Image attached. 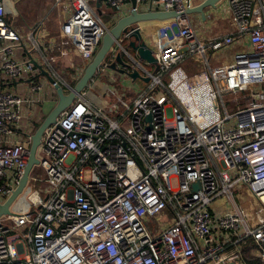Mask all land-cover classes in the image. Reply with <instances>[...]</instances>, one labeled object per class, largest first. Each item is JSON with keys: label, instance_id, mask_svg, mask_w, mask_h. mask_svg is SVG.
<instances>
[{"label": "built area", "instance_id": "2783aa9c", "mask_svg": "<svg viewBox=\"0 0 264 264\" xmlns=\"http://www.w3.org/2000/svg\"><path fill=\"white\" fill-rule=\"evenodd\" d=\"M9 1L0 0L1 200L19 184L29 159L32 134L17 137L23 106L41 102L44 88L24 39L41 49L39 34L52 21L62 42L88 62L111 27L102 6L114 13L128 9L124 15L196 5L54 0L24 35L9 18ZM227 3L231 28L208 39L189 15L152 29L154 70L124 45L134 29L121 34L98 69L124 52L128 69L150 78L147 86L110 110L93 104L84 89L45 129L39 157L45 176L30 173L25 195L31 205L0 217V264H251L243 253L247 242L264 259V0ZM61 10L65 18H58ZM243 41L247 46L230 62L210 63L209 51ZM197 53L205 67L188 75L179 63ZM21 81L29 84L27 96L18 91ZM228 93L247 105L231 111Z\"/></svg>", "mask_w": 264, "mask_h": 264}, {"label": "rangeland", "instance_id": "374dc122", "mask_svg": "<svg viewBox=\"0 0 264 264\" xmlns=\"http://www.w3.org/2000/svg\"><path fill=\"white\" fill-rule=\"evenodd\" d=\"M201 1L202 0H195V2H201ZM52 2L54 3V0H24V2H22L23 3L22 7L20 8L23 13V16H21L20 18L21 21L20 20L19 21L21 22V24H26L27 22L29 25H31L36 20L37 21L36 24H37L38 21L42 20L45 17ZM158 6L159 5H153V7H158ZM146 8L149 9V6L147 7L140 5V9H146ZM102 10H103L102 16L110 26H113L116 23L119 17L122 16L121 14L128 11V9H125L124 11L114 13L110 8H107L105 6H102ZM205 11H206L205 19H203L201 13L199 12L189 13L191 22L195 27L197 34L200 37H206L211 33L213 34L219 32L224 33L225 31L231 28V24H232L231 13L227 0H221L216 7L207 6L205 8ZM66 15H67V11L63 12L61 10L59 11L58 18L59 17L65 18ZM150 21H154V20H150ZM150 23L152 24V22ZM45 26L49 28L51 34L56 35V37L60 36L58 30L56 29L55 24L52 21H49L48 24H46ZM45 26L44 28H46ZM156 27L158 26L152 27V29H155ZM142 32L146 40L148 38L147 42L149 44V35H148L149 33L147 34L144 29H142ZM39 39L42 41L40 37ZM60 39L62 41L64 38L60 36ZM128 43L129 40L125 41L124 45L130 50V52L134 54L137 58L141 59L142 62L146 64L148 69L154 70L155 64L149 63L148 61L142 59L136 50L129 47ZM24 45L33 51L34 57L37 56L41 60L40 51L35 47V45H32L31 40L25 38ZM67 45L70 46V44ZM45 46L44 48H46ZM70 47L67 46L65 49L68 50ZM48 50L49 51L47 56L49 60L51 58L58 59L60 54L56 52L57 50L55 49L54 45H49ZM122 55L126 59H128V56L124 52L122 53ZM214 55L215 53H213V51L208 52L207 56L210 58V63L218 62L214 59ZM93 57H91L88 62H84L83 60L80 59V57L77 54L74 53V51L69 50L67 52L66 57L61 59L62 60L61 63H58L60 62L58 61L57 62L58 65H57L55 60L52 59L51 64L58 73L59 71L62 72L61 74L59 73L61 76H63L71 84H75V82H77L81 77V75L83 74L86 66L92 61ZM205 64H206V60L204 56L199 53L187 56L183 61L179 63V65L183 66L184 69L187 71L188 75H192L193 73L200 71L202 68L205 67ZM64 72H66L65 73L66 76L63 75ZM34 74H37V70L34 71ZM39 80L45 81L46 83V86L44 84V89L42 92L43 94H41L40 96L42 100L40 107L43 110L44 114L47 116L55 107L58 101V95H57L56 87L51 83V81L46 76L44 75L40 76ZM165 81H169V75L165 77ZM147 84L148 82L140 78L134 80L127 73L121 72L119 67L116 68V67L108 66L107 69L100 70L99 75L98 76L96 75L92 79L89 86H87L85 90L87 96L89 97V99L92 101L93 104L102 106L106 110H110V108H119L125 100H129L127 99V97H129V93L127 91L135 92L137 91V88L141 87L143 89L147 86ZM62 86L64 87L65 92L70 91V88L67 85L62 84ZM235 96L236 95L231 93L225 94L226 102L228 103L229 109L231 111L239 107H245L247 105L246 98L239 95V97H237L236 99ZM48 110L50 111L48 112ZM23 121L24 118L21 124H23ZM37 155L38 157L42 156L41 145L38 148ZM32 172L36 173L42 178L45 176L44 169L40 163L36 164L33 167L31 173ZM177 185L178 183L176 182V180H174V186L176 187ZM28 190H29V185H26L24 191L17 197L15 202L12 204V210H14V207H16V209H18V211L17 210L16 211L21 212V210L19 209L20 207L18 208L16 205L20 204L22 200H24L26 205L28 206L31 205L27 199L23 198V196ZM8 215L9 214L3 215L2 217H7Z\"/></svg>", "mask_w": 264, "mask_h": 264}, {"label": "water", "instance_id": "95a60500", "mask_svg": "<svg viewBox=\"0 0 264 264\" xmlns=\"http://www.w3.org/2000/svg\"><path fill=\"white\" fill-rule=\"evenodd\" d=\"M220 1L221 0H202L201 2L192 7H188L185 11L182 12L166 9H149L146 11L133 10L130 13L122 15L121 17H119L116 23L111 26L110 29L104 34L101 46L95 53L92 61L86 66L82 76L76 82L73 89L69 92H65L64 87L56 80L52 73L48 69H46L43 64L39 63L37 59H35L30 53V59L37 66V68L40 69V75H45L56 87L58 101L52 111L45 117L37 130L32 134V142L29 149V159L25 172L19 184L12 191V193L5 200L0 199V217L6 214L15 213L14 210H12V204L24 191L33 167L40 162L37 151L41 144L45 129L50 124L55 123L58 120V116L60 115V113L74 101L77 94L83 91L87 86H89L90 81L96 75L98 68L101 66V64L104 63L107 55L115 45L116 40L119 39L123 32H129L130 27L133 28L134 30L129 35V47L136 50L142 59L148 61L149 63H153L156 65V67H158V59L153 53V48L146 41L142 29L138 27L139 23L150 20L164 21L178 17L179 15H189V13L192 12L201 13L202 17L205 19V8L207 6L216 7ZM97 5L100 6L101 2L98 1ZM133 5L136 6V0H133ZM108 66L116 68L119 67L121 72L127 73L133 79L141 78L146 82H148L150 79L148 76L142 75L138 69H133L132 71H130L128 68L131 66V63L125 59L121 51L117 53L116 59L109 63ZM147 118L150 119L151 115H148ZM192 185L195 189H197L199 188L200 183L196 181ZM228 264H233V262H230Z\"/></svg>", "mask_w": 264, "mask_h": 264}, {"label": "crops", "instance_id": "0c3cea01", "mask_svg": "<svg viewBox=\"0 0 264 264\" xmlns=\"http://www.w3.org/2000/svg\"><path fill=\"white\" fill-rule=\"evenodd\" d=\"M22 2H24V0H11V1H9V6H8V14H9V18H10V20H11V22L25 35L26 34V32L29 30V29H31V28H33L34 27V25L36 24V20L31 24V25H29L27 22H26V24H21V20H20V18H21V16H23V13H22V11H21V7H22ZM53 3V2H52ZM52 3H51V5H52ZM196 4L197 3H199V2H195ZM50 5V6H51ZM19 17V18H18ZM204 19V18H203ZM20 20V21H19ZM166 21L167 20H164V21H159V20H154V21H150V22H152V24L149 22V21H145V22H141L140 23V25H141V27H142V29H144L145 30V32L148 34V33H150V31H151V29H152V27H155V26H159V25H161V24H164V23H166ZM152 26V27H151ZM46 28H44L43 27V29L41 30V32H40V34H39V36H40V38L42 39V41H41V49H39L38 47H37V49H39V51H40V54H41V60L37 57V56H35L36 58H38L39 59V61H40V63L42 64V63H44V67L46 68V69H48L49 71H53L54 70V68H53V66H52V64H51V60L52 59H54L55 60V62L57 63L58 61H60V62H58V63H61V59H63L64 57H66V55H67V52L69 51V50H72V51H74L73 49H72V47H70L69 45H67V44H65V43H63L62 41H61V39H60V36H57L56 37V35H53V34H51L50 33V30H49V28L47 27V26H45ZM50 34H49V33ZM226 32V31H225ZM218 34H222L221 32H219V33H211L210 35H207L206 37H202V38H204V39H208V38H210V37H212V36H215V35H218ZM149 35V34H148ZM52 38V39H51ZM56 38H58V39H56ZM146 39V38H145ZM59 40V41H58ZM147 40H148V38H147ZM146 40V41H147ZM50 42V43H49ZM46 45V46H45ZM49 45H54L55 46V49L57 50L56 52H58L60 55H59V57H58V59L57 58H51L50 60H49V58H48V56H47V54H48V46ZM44 46L46 47V48H44ZM70 47L68 50H66L65 48L66 47ZM244 46H247V43H245L244 41L241 43V42H236V43H234V44H232L231 46H229V47H227L226 49H223V50H220V51H218L217 53H215V55H214V59L216 60V61H218V62H214V64H220V63H228V62H230L231 60H232V58H233V53L236 51V50H238V49H240V48H242V47H244ZM52 48H54V47H52ZM20 51L18 52L19 53V55H21L22 57H25V53H23L24 51L23 50H21V49H19ZM74 53L75 54H77L75 51H74ZM78 55V54H77ZM43 56H45V58H43ZM79 56V55H78ZM51 57V56H50ZM55 57V56H54ZM48 61H47V60ZM58 63H57V65H58ZM65 66H67V65H65ZM48 67V68H47ZM59 67V66H58ZM70 67V66H69ZM59 69V68H58ZM107 69V68H106ZM59 71V70H58ZM76 72V71H75ZM59 73L61 74L62 72L61 71H59ZM64 73H66V72H64ZM77 73V72H76ZM99 73H100V69H98V71H97V76L99 75ZM39 74H40V69H39ZM42 76V75H41ZM45 76V75H44ZM82 76V75H81ZM137 79V78H136ZM141 79V78H140ZM135 80V79H134ZM143 80V79H142ZM44 82V84H45V86H46V83H45V81H43ZM18 90L21 92V94H23L24 96H27V95H29L30 93H31V91H30V89H29V84L27 83V81H21L18 85ZM44 89V88H43ZM140 89H142L141 87L140 88H137V91H135V92H132V91H127L128 93H129V97H127V99H129V100H131V99H133L136 95H137V93H138V91L140 90ZM42 92H43V90H42ZM42 92H40L38 95L39 96H41V94H43ZM37 96V95H36ZM41 98V97H40ZM41 102H39V103H34V104H25L24 106H23V110H24V114H25V116H24V121H23V124H22V128L19 130V132H18V134H17V137H21V136H23V134H25V133H31V134H33L36 130H37V128L39 127V125L43 122V120L45 119V117H46V115L44 114V112H43V110L41 109ZM50 110H48V112H49ZM23 198H25L26 199V197H25V195L23 196ZM223 203V202H222ZM21 211H23L24 209H26V208H28V205H26V203L24 202V200H22L21 201V203L20 204H17L16 205ZM18 211V209H16V207H14V212L16 213L17 211ZM18 213V212H17ZM257 256V255H256ZM258 257V256H257ZM262 259V258H261ZM262 262H263V264H264V259H262ZM207 264H211V263H207Z\"/></svg>", "mask_w": 264, "mask_h": 264}, {"label": "trees", "instance_id": "16d2710c", "mask_svg": "<svg viewBox=\"0 0 264 264\" xmlns=\"http://www.w3.org/2000/svg\"><path fill=\"white\" fill-rule=\"evenodd\" d=\"M109 58V56L108 57H106V59L104 60V61H106L107 59ZM63 75H65L66 76V74L64 73ZM96 75H97V73H96ZM95 75V76H96ZM94 76V77H95ZM63 77V76H62ZM93 77V78H94ZM64 78V77H63ZM65 79V78H64ZM92 81V80H91ZM90 81V82H91ZM75 84H76V82H75ZM75 84H73V85H75ZM255 249V245L254 244H252L251 242H247V243H245L244 245H243V253H244V257L247 259V261H249L251 264H263V262H262V259H261V257H257V256H255L254 254H253V250Z\"/></svg>", "mask_w": 264, "mask_h": 264}, {"label": "flooded vegetation", "instance_id": "af4514ba", "mask_svg": "<svg viewBox=\"0 0 264 264\" xmlns=\"http://www.w3.org/2000/svg\"><path fill=\"white\" fill-rule=\"evenodd\" d=\"M126 59V58H125ZM127 61L129 60V59H126Z\"/></svg>", "mask_w": 264, "mask_h": 264}, {"label": "bare ground", "instance_id": "6f19581e", "mask_svg": "<svg viewBox=\"0 0 264 264\" xmlns=\"http://www.w3.org/2000/svg\"><path fill=\"white\" fill-rule=\"evenodd\" d=\"M152 27V26H151Z\"/></svg>", "mask_w": 264, "mask_h": 264}]
</instances>
